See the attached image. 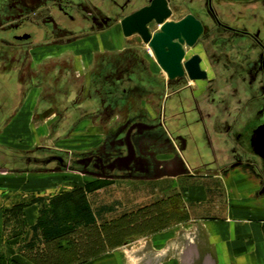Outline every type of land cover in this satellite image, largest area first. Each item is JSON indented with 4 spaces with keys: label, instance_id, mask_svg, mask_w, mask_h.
I'll list each match as a JSON object with an SVG mask.
<instances>
[{
    "label": "flooded vegetation",
    "instance_id": "af4514ba",
    "mask_svg": "<svg viewBox=\"0 0 264 264\" xmlns=\"http://www.w3.org/2000/svg\"><path fill=\"white\" fill-rule=\"evenodd\" d=\"M154 1H2L0 16L7 21L0 25V48L22 50L23 56L13 70L5 63L13 58H0V128L37 89L40 95L56 97L51 109L58 119L53 127L61 138L79 126L105 131L96 152L2 150L14 154L10 171L66 170L108 180L154 182L162 169L180 172L181 177L216 178L239 167L261 179L264 195L262 163L251 149L254 131L264 125V0H165L169 22L192 16L202 27L192 46L182 45V64L199 58L205 76L195 80L186 72L170 80L139 35H123L121 22ZM182 6L194 8L203 18L182 13ZM113 26L120 27L124 46L114 52L91 51L90 66H84L74 55L76 48ZM146 28L151 37L160 31L155 21ZM224 36L228 41L223 43L219 40ZM52 46L59 54L39 61L54 60L53 66L40 75L32 72L31 52L45 53ZM221 60L233 72H223L220 65L214 69ZM225 87L230 95H223ZM145 99L142 108L127 110ZM224 140L231 146L225 153ZM167 154L173 155L170 161H159Z\"/></svg>",
    "mask_w": 264,
    "mask_h": 264
},
{
    "label": "rangeland",
    "instance_id": "374dc122",
    "mask_svg": "<svg viewBox=\"0 0 264 264\" xmlns=\"http://www.w3.org/2000/svg\"><path fill=\"white\" fill-rule=\"evenodd\" d=\"M2 4L0 1L1 8L4 7ZM182 7V13L191 11L203 18L193 10L194 8L186 10ZM6 21V16H0V25ZM227 39L228 36H224L219 41H228ZM58 50L52 46L43 56L55 57L60 52ZM147 52L149 51L145 47L144 56H148ZM42 53L41 50H33L29 55L32 72L38 75L55 62L43 58L44 62L41 63L39 59H42ZM0 54V58L2 54L5 59L13 58L12 61L5 60L12 70L18 59L23 56L22 50L4 51L2 48ZM67 56L69 58L70 54ZM219 62L214 69L217 70L220 65L223 72H233L227 62ZM47 88L50 90V87ZM239 91L242 97L245 93L243 86ZM222 93L230 95L229 87L223 88ZM55 99L53 95H40L37 89L31 91L30 95L23 99L18 111L0 128V150L22 153L44 147L68 155L98 151L102 144L104 128L79 126L70 129L68 134L61 138V134L53 127L58 119L56 112L51 109ZM146 100L134 101L133 106H127V110L142 108ZM202 105L204 106V103ZM224 141L223 153L231 147ZM172 158L173 155L167 154L162 159L159 157V161H170ZM181 176L182 174L173 175L162 169L161 177L149 182L132 179L108 180L84 172L66 170L0 171V209L16 205L7 211L4 237L7 239L22 233L21 215L29 203H37L41 209L48 207L50 200L65 194H71L72 200L83 195L94 211L103 210L101 219L94 225L77 229L59 240L30 249L25 260L33 264H145L160 251L156 247L153 249L149 243L151 238L159 234H164L162 237L169 236L164 243L170 242L179 255L185 247L188 248L189 242H194L197 246L200 243L205 244L206 234L203 229L199 230L196 236L186 232L194 227L192 220L213 221L222 218L226 209L225 187L222 181L212 177ZM230 179L229 183L232 181ZM198 185L209 190L208 199L190 209L187 200L188 197L199 198L194 195L197 192L194 187ZM235 202L233 201V205L237 204ZM14 208L18 209L12 211ZM3 247L4 252L0 247V264H21L11 259L7 247ZM201 248L202 252L207 250L205 247Z\"/></svg>",
    "mask_w": 264,
    "mask_h": 264
},
{
    "label": "crops",
    "instance_id": "0c3cea01",
    "mask_svg": "<svg viewBox=\"0 0 264 264\" xmlns=\"http://www.w3.org/2000/svg\"><path fill=\"white\" fill-rule=\"evenodd\" d=\"M8 1L17 2L21 0ZM85 41V43L78 41V43L82 42L84 44H79L74 55H78L77 58L87 67L91 63V57L89 56L91 51L106 49L114 52L120 50L126 42L122 38L121 30L118 26H113L104 33ZM43 54L46 53L43 52L40 57H44ZM174 174L180 175L181 173L177 172ZM230 178L232 179L231 184L228 180ZM215 179L222 181L225 187L226 209L224 216L213 221L192 220L194 227L190 231H186L190 233L189 235L196 236L197 232L203 229L206 234L205 244L200 243L197 246L194 242H189L188 248L185 247L178 255L177 251L171 247L170 242L164 243V241L169 239V236L162 237L164 234H159L150 239L151 247L153 249L156 247L160 251H158L157 256L150 257L149 263L199 264L200 258L209 254L214 259L215 264H264V195L260 193L262 189L261 179L255 173L239 167L225 174L218 175ZM194 188L197 189L194 195L199 198L188 197L187 201L190 203V209L208 199L209 190L202 187V185ZM191 189L193 190V188ZM233 201H236L235 203L237 204L233 205ZM15 206L14 204L0 209V247L2 252H4L3 246H6L11 259L14 261H18L21 264H33L25 260L27 252L30 250L27 246L32 242L35 243L34 248L45 245L41 233L36 238L32 231L40 217V207L37 203L26 205L21 215L22 233L6 239L4 237L6 214L8 210ZM89 206L97 223L104 212L100 210L101 213L98 215L90 204ZM187 209L189 210V208ZM209 224L212 225L210 226ZM213 224L217 226H213ZM201 247H205L207 250L202 252Z\"/></svg>",
    "mask_w": 264,
    "mask_h": 264
},
{
    "label": "water",
    "instance_id": "95a60500",
    "mask_svg": "<svg viewBox=\"0 0 264 264\" xmlns=\"http://www.w3.org/2000/svg\"><path fill=\"white\" fill-rule=\"evenodd\" d=\"M170 11L165 0H155L150 7L134 13L121 22L123 35L129 37L137 34L143 43L153 51L158 66L170 80L181 78L186 72L191 80L204 78L199 68V58L193 57L182 64V45L192 46L202 32V27L192 16L179 22H169ZM152 21L160 26L159 33L150 36L146 25ZM251 149L260 158L264 174V125L254 131L251 138ZM14 154L0 150V171L13 170L11 163ZM149 264V262H146ZM200 264H215L209 255L202 257Z\"/></svg>",
    "mask_w": 264,
    "mask_h": 264
},
{
    "label": "trees",
    "instance_id": "16d2710c",
    "mask_svg": "<svg viewBox=\"0 0 264 264\" xmlns=\"http://www.w3.org/2000/svg\"><path fill=\"white\" fill-rule=\"evenodd\" d=\"M100 213L97 211L98 215ZM95 223L94 213L83 195L72 200L71 194H65L50 200L48 207H41L40 217L32 231L36 238L41 233L43 243L48 244ZM34 245L32 242L27 247L33 249Z\"/></svg>",
    "mask_w": 264,
    "mask_h": 264
}]
</instances>
